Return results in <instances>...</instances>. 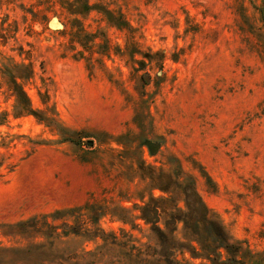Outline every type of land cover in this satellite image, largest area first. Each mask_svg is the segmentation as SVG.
<instances>
[{"label": "rangeland", "instance_id": "obj_1", "mask_svg": "<svg viewBox=\"0 0 264 264\" xmlns=\"http://www.w3.org/2000/svg\"><path fill=\"white\" fill-rule=\"evenodd\" d=\"M9 59L64 129L2 85L0 264H210L140 217L176 166L264 264V0H0Z\"/></svg>", "mask_w": 264, "mask_h": 264}, {"label": "trees", "instance_id": "obj_2", "mask_svg": "<svg viewBox=\"0 0 264 264\" xmlns=\"http://www.w3.org/2000/svg\"><path fill=\"white\" fill-rule=\"evenodd\" d=\"M115 22L120 27L125 25L121 14ZM33 75L34 68L31 63H18L9 59L8 62L0 65V90L2 85L6 84L9 96L14 99L16 117L33 115L38 121L54 126L62 132L64 127L57 119L53 106L47 105L46 109L33 107L23 85L24 81L32 78ZM43 101L46 103L44 98ZM147 146L153 154L148 143ZM143 176L150 178L154 186L162 190L165 195L150 196L149 201L140 207L142 219L158 226L162 213L169 212L170 219L165 223H174L176 229L178 223L182 222L185 236L198 243L199 249L195 247L191 249L193 256L207 259L210 264H246L244 259L246 250L242 242L230 235L217 215L206 205L196 189L195 179L192 176L185 175L179 166H176L174 172L167 174L166 181H156L153 173L149 175L144 173ZM181 201L184 202L185 208L179 205ZM168 203H172V207H167Z\"/></svg>", "mask_w": 264, "mask_h": 264}, {"label": "water", "instance_id": "obj_3", "mask_svg": "<svg viewBox=\"0 0 264 264\" xmlns=\"http://www.w3.org/2000/svg\"><path fill=\"white\" fill-rule=\"evenodd\" d=\"M88 143H89V145H92V144H93V141H92V140H90Z\"/></svg>", "mask_w": 264, "mask_h": 264}]
</instances>
